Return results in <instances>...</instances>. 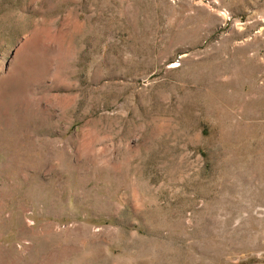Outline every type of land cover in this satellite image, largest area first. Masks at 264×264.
Masks as SVG:
<instances>
[{"label": "rangeland", "instance_id": "obj_1", "mask_svg": "<svg viewBox=\"0 0 264 264\" xmlns=\"http://www.w3.org/2000/svg\"><path fill=\"white\" fill-rule=\"evenodd\" d=\"M0 264H264V0H0Z\"/></svg>", "mask_w": 264, "mask_h": 264}]
</instances>
